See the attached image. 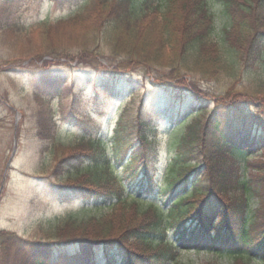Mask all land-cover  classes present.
Instances as JSON below:
<instances>
[{
  "label": "trees",
  "instance_id": "obj_1",
  "mask_svg": "<svg viewBox=\"0 0 264 264\" xmlns=\"http://www.w3.org/2000/svg\"><path fill=\"white\" fill-rule=\"evenodd\" d=\"M216 5L229 18L223 31L226 57L212 36L216 14L211 6ZM15 8L13 0L0 3L2 37L17 24ZM61 22L58 29H66L70 39L82 37V48L91 38L110 39L112 51L126 57L116 70L134 62L150 67L168 61L177 67L175 79L181 83L182 70L203 68L198 71L216 75L227 64L230 71L225 72L234 75L242 62L256 60L264 40V0H88ZM64 48H21L20 56L26 52L25 59L38 61L78 56ZM175 79L162 81L163 96L168 109L178 106L166 116L179 121L161 130L153 111L143 108L145 98L136 111L126 101L111 146L102 137L82 136L68 145L69 156L59 161L54 171L64 170L59 187L84 204L107 205L109 210L81 219L67 216L46 238L28 240L1 230L0 264H182L179 253L193 246L214 253L225 248L230 264H252L259 258L264 263V94L237 90L232 83L226 94H211L209 99L195 86L193 91L187 87L190 94L185 96ZM106 90L110 95L113 88ZM100 91L96 87V103ZM49 131L47 135L55 137V124ZM165 135L169 163L157 181ZM127 186L156 189L167 208L144 206L138 198L124 202ZM131 206L135 211L124 213Z\"/></svg>",
  "mask_w": 264,
  "mask_h": 264
},
{
  "label": "rangeland",
  "instance_id": "obj_2",
  "mask_svg": "<svg viewBox=\"0 0 264 264\" xmlns=\"http://www.w3.org/2000/svg\"><path fill=\"white\" fill-rule=\"evenodd\" d=\"M13 1L16 4L13 20L17 24L6 36H0V231L10 230L29 240L46 238L51 228L72 214L81 219L109 210V206L84 204L77 196L68 195L66 189L58 186L64 170L59 174L54 171L59 161L69 156L68 145L82 136L102 137L111 146L117 119L123 114L121 103L128 101L132 111H136L145 98L143 108L153 111L161 130L172 121H179V117L166 116L178 106L168 109L162 82L175 79L177 67L168 61L150 67L134 62L126 70H116L117 65H125L122 62L125 55L112 51L110 39L106 41L101 35L99 42H94L91 38L86 49L81 46L82 37L70 39L69 32L58 29L57 25H63L61 21L78 12L88 0ZM211 9L216 14L212 36L226 57L228 48L223 31L229 26V18L222 13V7L216 5ZM54 44L56 48L65 47L73 57L78 56L74 59L45 56L40 61L25 59L26 52L20 56L23 49L54 48ZM259 47L258 58L248 64L242 62L234 75L226 73L230 71L227 64L226 72L219 70L216 75H204L198 71L203 69L201 65L202 69L182 70L181 83L175 79L181 95L187 96L190 94L187 87L193 91L195 86L201 97L207 94L205 98L209 99L211 94H226V87L232 83L237 85V90L249 89L263 95L264 40ZM96 87L101 89L97 103ZM110 87L113 90L109 95L106 88ZM52 124H55V137L47 135ZM130 124L137 125L136 120ZM160 148L157 181H162L169 163L168 136H163ZM257 157L252 160L255 162ZM89 166L86 162L83 167ZM127 193L130 201L132 188H127ZM140 197L145 206L155 202L167 207L157 192ZM129 210L135 211L131 206L124 213ZM2 244L0 237V259L4 258ZM177 260L182 264H230L231 257L225 248L210 253V249L202 246L198 251L192 247L183 249ZM250 263L264 264L260 258Z\"/></svg>",
  "mask_w": 264,
  "mask_h": 264
}]
</instances>
